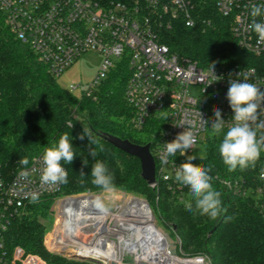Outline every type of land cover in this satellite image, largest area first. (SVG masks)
<instances>
[{
    "label": "trees",
    "instance_id": "trees-1",
    "mask_svg": "<svg viewBox=\"0 0 264 264\" xmlns=\"http://www.w3.org/2000/svg\"><path fill=\"white\" fill-rule=\"evenodd\" d=\"M107 5L115 2L133 4V0H95ZM199 23L194 29L177 23L162 31V43L181 59L204 69L224 68L264 69V59H258L241 49L233 35L234 21L220 16L214 5L201 3ZM127 61H120L101 86L96 100L77 97L62 89L39 58L23 46L12 34L0 13V177L10 179L14 173L28 168L42 157L45 148L58 142L67 133L76 153L71 164H64L68 182L63 184L67 197L105 192L92 183L91 167L103 161L113 176L114 190L147 199L159 222L172 236L179 238L183 254H206L212 264H264V217L254 188L264 166V152L255 166L229 171L219 155V136L208 131L192 155L195 164L210 168L213 188L220 193V216L212 219L195 208L190 189L176 181L159 180L152 188L142 178L141 163L112 145L106 137L129 141L137 146L151 145L154 154L162 138L163 127L156 121L139 131L133 128V109L126 100L131 78ZM92 131L95 144L87 137L80 140L83 128ZM226 132V131H225ZM103 151H100V148ZM91 148L96 157L90 155ZM28 158L29 164L19 163ZM83 160L88 162L87 166ZM179 165L186 157H175ZM83 171L85 176H81ZM221 180L247 185L244 194L227 190ZM256 186V187H255ZM251 187H254L250 189ZM251 190L248 194V190ZM56 197H45L28 204L9 219L4 233L8 250L16 247L41 257L48 264H93L69 260L49 253L45 237L53 223L52 208ZM189 204L192 210H189Z\"/></svg>",
    "mask_w": 264,
    "mask_h": 264
},
{
    "label": "built area",
    "instance_id": "built-area-1",
    "mask_svg": "<svg viewBox=\"0 0 264 264\" xmlns=\"http://www.w3.org/2000/svg\"><path fill=\"white\" fill-rule=\"evenodd\" d=\"M201 3H212L220 16L231 18L238 46L254 57L264 59V44L257 45L256 33L248 29L252 20V7H264V0H133V4L113 1L107 5L95 0H0V13L15 38L28 47L56 78L89 52L102 56L103 61L96 77L81 91L83 98L96 100L111 71L120 61L128 62L132 74L126 89V100L133 109L131 125L141 131L150 121H156L163 127L162 138L153 154L156 184L151 187L156 188L157 176L165 182H171L175 178L176 168L179 166L175 157L192 155L205 139L211 130L214 108L220 109L222 118L226 121L224 131H227L233 116L226 99L230 81L256 83L264 91V69H204L181 59L162 43V31L171 30L177 23H182L189 29L197 27ZM79 89L80 86L71 85L67 91L77 95ZM1 96L0 90V100ZM199 112L209 122L207 126L201 125ZM185 121H192L196 125L193 129L196 143L185 156L177 154L175 157H168L167 163L162 162L164 144L171 142L177 133L185 130L184 127L175 126ZM42 168L40 156L28 168L14 173L10 179L0 177V264H48L41 257L26 253L19 247L8 250L4 243V233L10 217L30 203L63 194V184L41 182ZM21 171H28L29 176L21 178ZM220 182L234 194H244L247 190V185L243 182ZM257 182L256 198L264 217V166ZM33 195L36 196L35 200ZM83 197L93 196L64 197L57 202L55 212L63 218L65 203ZM140 201L145 203L144 200ZM149 209L151 210V206ZM119 210L120 215H123L126 207ZM138 219L126 216L121 220L128 224ZM84 229L99 236L71 238L63 229L50 236L52 250L64 252L72 247L77 250L81 247L92 249L97 245L103 250L112 248L109 258L90 255L94 259L90 262L95 264H212L211 258L206 254H183L179 238L174 241L159 228V234L164 236L159 248L164 259H169L168 262L161 260L153 263L147 259V252L134 247L135 238L124 232L118 223L111 227L114 234L105 231L98 233L90 223ZM105 234L115 238L111 240L102 236ZM117 234H121L120 239ZM173 246L176 247L175 254L171 250Z\"/></svg>",
    "mask_w": 264,
    "mask_h": 264
},
{
    "label": "clouds",
    "instance_id": "clouds-1",
    "mask_svg": "<svg viewBox=\"0 0 264 264\" xmlns=\"http://www.w3.org/2000/svg\"><path fill=\"white\" fill-rule=\"evenodd\" d=\"M250 15L252 20L248 24V29L256 33L257 45L264 44V7L253 6ZM214 66L212 64L213 69ZM226 99L233 112L232 123L227 127V131H224L226 121L222 118L219 108H214V118L211 121L212 134L219 136L223 133L218 148L219 155L229 171L254 167L261 153L264 152V91H262V86L256 83L230 81ZM199 115L201 125L207 126L209 122L202 118L200 112ZM175 126L184 127L185 130L177 133L171 142L164 144V151L161 154V160L164 163H167L168 157H175L177 153L185 156L196 143V135L193 131L196 125L192 121H185ZM85 137L90 145L96 143L92 131L84 127L79 139L84 140ZM100 151H103L102 146ZM90 155L93 158L96 157L97 153L94 148H91ZM76 157L72 139L70 140L67 133L61 135L57 143L45 148L43 152L41 182L53 185L66 184L68 173L63 165L71 164ZM196 159V155H187L186 161L177 166L175 179L190 189L195 208L201 215L216 219L224 210L220 193L213 188L211 183L212 178L209 175L211 169L193 163L192 161ZM19 163L27 166L29 160L24 157L19 160ZM83 164L87 166L88 162L83 160ZM90 174L94 185L104 191L114 190L113 176L103 161L96 160L92 164ZM19 175L26 179L29 172L21 171ZM80 175L85 176L83 171ZM35 199L36 196L33 195V200ZM92 203L100 212L108 211L100 196H97ZM188 207L192 210L191 204Z\"/></svg>",
    "mask_w": 264,
    "mask_h": 264
},
{
    "label": "bare ground",
    "instance_id": "bare-ground-1",
    "mask_svg": "<svg viewBox=\"0 0 264 264\" xmlns=\"http://www.w3.org/2000/svg\"><path fill=\"white\" fill-rule=\"evenodd\" d=\"M95 197L89 198H79V199H71L65 203V212L64 219L65 222L62 223V226L57 228L56 234L61 230H65L67 236L74 238L73 236H85V231L83 227H86L87 222H91V219L94 216H100L101 218H113L114 216L109 214L108 212H100L93 205V200ZM94 210H98V212H94ZM125 216H133L134 218H139L138 220H133L130 223L126 224L121 219L115 220L118 221L120 227L122 225H126L125 228H121L122 230H127L130 232L131 236L135 238L134 247L137 246L142 248L145 252H147L149 259L153 263H159L161 260L168 262L163 257V252L159 248L161 243L164 241V236H161L158 232V229L155 227L153 223V215L151 210L146 206L143 201L133 200L129 202L126 211L123 212ZM81 221V222H80ZM95 227V231L98 233L105 231L109 232L112 229H109L105 223H98V226L93 225ZM136 233V235H135ZM114 234V233H113ZM135 235V236H134ZM88 236V235H87ZM119 239L121 238V234H118ZM98 237V236H97ZM98 239V238H97ZM112 252L111 249H101L98 245L92 249L87 248H79L78 254L80 255H93L95 257H103L109 258ZM159 260V261H157Z\"/></svg>",
    "mask_w": 264,
    "mask_h": 264
},
{
    "label": "rangeland",
    "instance_id": "rangeland-1",
    "mask_svg": "<svg viewBox=\"0 0 264 264\" xmlns=\"http://www.w3.org/2000/svg\"><path fill=\"white\" fill-rule=\"evenodd\" d=\"M102 61H103V58H102L101 55H99L97 53H93V52L87 53L78 62H76L70 69L65 71L59 78H57V82H58L59 86L62 89H64V90H68L71 85L80 86V89L78 90L77 95H75V96L81 98L82 97V95H81L82 89L87 87V85L89 83H91L92 80L96 77V75H97V73H98V71H99V69L101 67ZM177 154L179 155V153H177ZM255 185L257 186V183H255ZM252 188H254V187H251L250 189H252ZM250 189L248 190V194H249V192H251ZM252 190H254V192H255L256 188H254ZM88 195H91V196H93L95 198L97 196H100L102 198V200H103V203L107 207L108 211L112 213L111 215L114 214L113 215L114 217L111 218V219H109L108 217L107 218H101L100 216L98 217V216L95 215L94 218H92L91 222H89V223L92 224V225L98 226V223H101V222L105 223V220H106V226L108 225L107 227L108 228L110 227L109 229H111V227H115L116 223H118V221L115 220L116 218H118V220H119V216H120L121 219L124 220V218L126 217V216L124 217L125 214H123V213H122L123 215H120L119 208H121V210H123V208H125V207L127 208L129 202H131L133 200H137L138 199V200L147 201V199H145L143 197L129 195V194L122 193V192L116 191V190H113L111 192L105 191V192H102V193H99V194H83V195H78V196H75V197L77 198V197L88 196ZM64 197H67V196L61 195V196L55 198V204H54V206L52 208L53 223L49 227L48 233H47V235L45 237V247H46V249H47V251L49 253H52V254H55V255H58V256H63L65 258L69 259V260L79 261L77 259H73L72 258V256L78 252V250L76 248L72 247V248L67 249L64 252L63 251L62 252H55V251L52 250V246H51V243H50L51 242L50 236H53L54 233H56L57 228L59 227V225L62 226L61 222L64 219V217L62 218L59 215V213H56L55 209L57 208V202L60 199L64 198ZM151 212H152V215H153V219H154L153 223H154L155 227L163 230L165 232V234H167L169 236L170 239H173L174 241H176L177 237L172 236V232L167 230L159 222L158 217L156 216V214L154 213L152 208H151ZM126 219H128V218H126ZM65 221L66 220L64 219L63 222H65ZM126 227H127L126 225L125 226L124 225L121 226V228H125V229H126ZM84 231L86 232L85 229H84ZM88 232L85 233V236L86 235H88V236H94V235L95 236H99L93 231H91V232L88 231ZM124 232L129 233V236H131L129 231L124 230ZM107 233L111 234V233H113V230L109 231ZM135 235H136V233H135ZM102 236L108 237L111 240H113L115 238L114 236L108 235V234H105V235H102ZM124 236H127V235L124 234ZM88 262H90V261H88ZM93 264H95V263H93Z\"/></svg>",
    "mask_w": 264,
    "mask_h": 264
},
{
    "label": "water",
    "instance_id": "water-1",
    "mask_svg": "<svg viewBox=\"0 0 264 264\" xmlns=\"http://www.w3.org/2000/svg\"><path fill=\"white\" fill-rule=\"evenodd\" d=\"M106 140L110 145H112L119 151L138 159L141 163L143 180L149 186L156 184V162L151 152L150 144L146 146H137L129 141H123L115 137H106ZM145 203L147 207L150 208V205L146 201ZM171 250L172 253L175 254L176 247L173 246ZM72 258L82 262L94 261V259L90 255L89 256L80 255L78 254V252L74 254Z\"/></svg>",
    "mask_w": 264,
    "mask_h": 264
},
{
    "label": "flooded vegetation",
    "instance_id": "flooded-vegetation-1",
    "mask_svg": "<svg viewBox=\"0 0 264 264\" xmlns=\"http://www.w3.org/2000/svg\"><path fill=\"white\" fill-rule=\"evenodd\" d=\"M85 227H83V229H84Z\"/></svg>",
    "mask_w": 264,
    "mask_h": 264
}]
</instances>
